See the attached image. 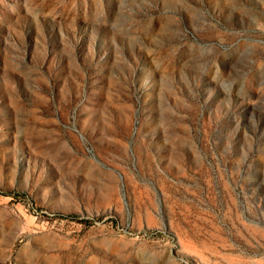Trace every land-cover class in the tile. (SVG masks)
Segmentation results:
<instances>
[{
	"label": "rangeland",
	"instance_id": "374dc122",
	"mask_svg": "<svg viewBox=\"0 0 264 264\" xmlns=\"http://www.w3.org/2000/svg\"><path fill=\"white\" fill-rule=\"evenodd\" d=\"M0 264H264V0H0Z\"/></svg>",
	"mask_w": 264,
	"mask_h": 264
}]
</instances>
